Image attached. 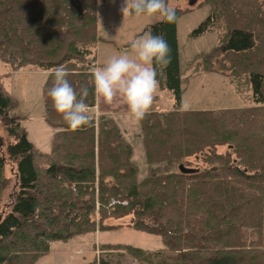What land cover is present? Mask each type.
<instances>
[{
	"label": "trees",
	"instance_id": "1",
	"mask_svg": "<svg viewBox=\"0 0 264 264\" xmlns=\"http://www.w3.org/2000/svg\"><path fill=\"white\" fill-rule=\"evenodd\" d=\"M206 2L212 5L209 14L189 35L208 32L213 20L225 30L200 62H188L187 76L179 67L176 21L191 9L174 8V22L143 28L168 43L170 62L157 77V90L168 91L173 106L150 108L139 121L147 173L138 179L130 143L111 117L90 111L95 47L110 42L98 33L100 2L0 0V62L8 68L0 73V126L6 135H0V193L8 161L16 174V190L0 213V264H35L51 242L121 227L155 235L162 247L97 243L87 264H264V0H206L201 6ZM58 65L67 67L78 98L88 88L90 122L75 131L48 96L49 72ZM26 67L48 71L41 88L44 120L54 130L48 153L27 138L25 115L3 85V78ZM199 73L226 76L237 90L244 78L252 104L183 110L185 86ZM198 155L207 166L191 173L178 169ZM112 199L124 204L109 205ZM110 218L117 223H108Z\"/></svg>",
	"mask_w": 264,
	"mask_h": 264
},
{
	"label": "rangeland",
	"instance_id": "2",
	"mask_svg": "<svg viewBox=\"0 0 264 264\" xmlns=\"http://www.w3.org/2000/svg\"><path fill=\"white\" fill-rule=\"evenodd\" d=\"M100 6L97 9L98 30L107 38L113 39L117 44L122 43L130 36L134 37L144 25L155 23L160 19L156 16L130 15L127 10L121 11L125 0H97ZM206 0H197L194 5H189L187 0H169L168 6L179 10H190L180 14L176 21L179 67L183 77L190 72L187 68L189 61L195 59L200 62L206 53L219 44L224 26L220 20H213V25L208 32L197 37H191L190 32L209 14L210 7ZM214 26V27H213ZM225 30V29H224ZM198 59V60H197ZM219 59V58H218ZM224 66L227 63L221 60ZM209 60L206 61V66ZM220 62V61H219ZM217 62L212 60V68ZM221 63V62H220ZM221 65V64H220ZM8 68L0 62V73H5ZM219 70V69H218ZM235 70V76H237ZM240 75V74H239ZM45 79L41 69L34 67L22 68L13 72L7 78H3V85L9 94L17 102V110L25 115L23 126L27 132V138L40 151L48 153L53 138L52 127L42 118L44 105L42 98V83ZM238 84V90L230 83L226 76L217 73H199L191 76L182 94L183 108L193 107V110L235 109L251 105V92L244 82ZM157 98L169 96L168 91L157 90ZM162 100V99H161ZM172 101V100H171ZM151 109H156L152 105ZM165 109L163 111L170 110ZM159 110V109H158ZM161 111V110H160ZM96 116V115H95ZM106 116V115H105ZM110 117V116H108ZM113 119V118H112ZM114 121V119H113ZM115 122V121H114ZM123 122V121H121ZM116 124V122H115ZM117 125V124H116ZM124 139L132 148L131 160L138 167V179H143L147 173L146 158L142 144V131L140 123L129 119L124 126ZM0 135L5 139L4 129L0 126ZM226 147H219L218 152L224 153ZM202 156H190L184 160V165L192 168H203L207 164L200 160ZM5 187L0 193V213L10 200L11 193L16 190L15 164L8 161L4 167ZM125 220H128L126 218ZM108 223L115 224L117 220L110 218ZM97 243H125L144 250L155 251L162 247L157 236L135 231L129 227H121L117 230L97 231L84 235H77L66 242L54 241L50 243L47 254L40 257L35 264H87L97 250L93 245ZM129 262H131L128 259ZM137 264L136 262H133Z\"/></svg>",
	"mask_w": 264,
	"mask_h": 264
},
{
	"label": "clouds",
	"instance_id": "3",
	"mask_svg": "<svg viewBox=\"0 0 264 264\" xmlns=\"http://www.w3.org/2000/svg\"><path fill=\"white\" fill-rule=\"evenodd\" d=\"M130 15L158 17L167 23L175 20V9L166 5L165 0H125L121 11ZM132 55H114L101 66L92 70L94 92L105 103H111L119 96L127 107L132 120L139 122L149 111L154 93L159 85L157 79L169 64V46L166 39L151 31L146 36L130 42ZM49 75L53 78L48 91L52 106L72 130H78L90 122L89 110L85 104L88 88L77 91L69 83L65 65L53 68Z\"/></svg>",
	"mask_w": 264,
	"mask_h": 264
},
{
	"label": "crops",
	"instance_id": "4",
	"mask_svg": "<svg viewBox=\"0 0 264 264\" xmlns=\"http://www.w3.org/2000/svg\"><path fill=\"white\" fill-rule=\"evenodd\" d=\"M99 19L100 18H98V20ZM146 25H144L143 28ZM143 28L140 32L136 33V35L134 37L130 36L128 39H125L124 41H122V43H119V44H117L113 39H110V37L107 38L106 36L101 34L98 30L99 35L110 40V42L100 41L97 43V45L95 47L97 67H101L107 61L108 58H110L114 55H120V54H125V53L132 55V49L130 47V42L133 39H138V38H140L142 36H146L148 34L147 32H143ZM42 72L45 75V79H46L48 71L42 70ZM45 79H44V81H45ZM44 81H43V83H44ZM43 83H42V85H43ZM156 92H157V89L154 93V98H153L151 107H153L152 105L154 104L155 108L157 110L158 109L164 110L163 108L169 109L171 106H173L172 98L169 99L168 95L166 97L164 96L162 98H157ZM182 104H183V100L181 101V108L183 110H193L192 106L188 107V108H183ZM90 111H93L94 114L96 115V117H98L100 115H106V116H110L111 118H113L114 121L116 122L122 136L124 135V131L127 130V129L124 130L123 129L124 127H122V125L124 126V124L129 119H131L129 116L126 105L124 104V102L122 101V99L119 96L114 97V99L111 103H105L101 97H98L95 94V105H94V107H92L90 109ZM43 115H44V113L42 114V117H43L42 119L44 120ZM121 121H123V122H121ZM52 133H54L53 129H52Z\"/></svg>",
	"mask_w": 264,
	"mask_h": 264
},
{
	"label": "water",
	"instance_id": "5",
	"mask_svg": "<svg viewBox=\"0 0 264 264\" xmlns=\"http://www.w3.org/2000/svg\"><path fill=\"white\" fill-rule=\"evenodd\" d=\"M197 0H187L188 4L189 5H194L196 3ZM178 169L181 171V172H184V173H191V172H194L195 169L194 168H190V167H186L184 166L183 164H180L178 166Z\"/></svg>",
	"mask_w": 264,
	"mask_h": 264
},
{
	"label": "built area",
	"instance_id": "6",
	"mask_svg": "<svg viewBox=\"0 0 264 264\" xmlns=\"http://www.w3.org/2000/svg\"><path fill=\"white\" fill-rule=\"evenodd\" d=\"M117 203H122V204H124V202H119V201H116V200H111L110 201V203H109V205H113V204H117Z\"/></svg>",
	"mask_w": 264,
	"mask_h": 264
}]
</instances>
